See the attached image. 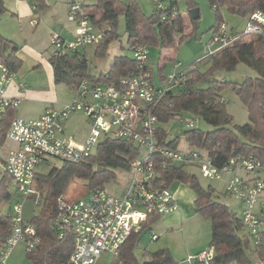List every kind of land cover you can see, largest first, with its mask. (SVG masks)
Segmentation results:
<instances>
[{"label": "built area", "instance_id": "obj_1", "mask_svg": "<svg viewBox=\"0 0 264 264\" xmlns=\"http://www.w3.org/2000/svg\"><path fill=\"white\" fill-rule=\"evenodd\" d=\"M162 20H179L177 7L168 8L166 0H153ZM87 0H69L67 20L75 26L72 39L53 33L50 48L54 55L78 52L100 44L103 34L91 21ZM264 34V12L257 11L247 19L241 31L232 30L223 22L212 33L208 56L232 45L242 38ZM131 57L137 71L123 78L118 86L91 84L83 81L75 91L73 102L59 109L48 107L36 119L15 116L9 126L7 139L16 147L7 151L5 171L15 187V197L9 207L8 218L12 231L0 250V264H6L13 248L20 242L27 250L41 244L36 227L25 217V204L41 205L42 196L35 188V177L42 164L53 158L77 164L90 157L97 144L105 137L123 138L135 143L140 155L128 172L130 177L123 192L110 193L106 188L89 191L86 198H57V214L53 228L62 237L71 233L74 251L66 264H97L103 253L118 257L122 244L141 230L151 216L165 217L179 209L175 195L159 170L165 161L183 167L197 168L207 179H221L228 175L227 192L240 204V217L247 235L255 247L263 244L264 233V164L254 156H234L217 166L203 150L188 146L171 147L160 144L158 105L165 103L170 90L182 88L187 81L186 71L176 63L162 85L156 86L147 69L148 47L130 44ZM0 115L8 108H18L19 98L6 96L9 83L16 74L0 61ZM25 84L19 87L24 89ZM82 112L89 124V134L81 142L65 135L66 122L71 115ZM189 128L194 124L189 122ZM239 172H243L240 175ZM156 237V236H155ZM213 247L191 255L188 264H211ZM258 264H264L261 259Z\"/></svg>", "mask_w": 264, "mask_h": 264}, {"label": "trees", "instance_id": "obj_2", "mask_svg": "<svg viewBox=\"0 0 264 264\" xmlns=\"http://www.w3.org/2000/svg\"><path fill=\"white\" fill-rule=\"evenodd\" d=\"M34 5L35 13L42 17L49 9L48 0H26ZM215 12V25L212 32L225 22L222 9L249 19L257 11L264 12V0H209ZM168 8L177 7L175 1H167ZM85 7L89 10L91 21L102 34V40L95 46L94 55L102 58L107 54L110 43L118 39L119 17L125 18V30L128 44L160 45L162 50H170L182 40L184 25L179 11V20H162V14L156 8L151 16H146L135 0H87ZM190 0L189 9L195 8ZM179 10V9H178ZM7 12L4 1L0 0V15ZM191 24L196 25L199 15ZM181 35L179 38L178 36ZM9 50V53L7 52ZM18 46L12 40L0 34V61L14 73L21 66L17 58ZM211 65L202 73L197 69L186 72V84L179 89L170 90L165 103L158 105L155 113L159 121L166 124L189 112L201 117L213 130L204 132L197 129L186 131L185 143L190 148L203 150L217 166L227 163L232 157L254 156L264 164V34L242 38L210 56ZM50 63L53 67L56 84L64 83L72 91H76L83 81L91 84L118 86L120 81L137 71V63L131 56L121 55L114 58L113 63L99 75L89 73V58L86 48L78 52L54 55L51 52ZM240 63L254 69L258 76L249 77L241 84L232 85L240 101L246 108L250 121L232 129V116L226 111L221 93L228 83L214 79L218 70H234ZM149 69V66H147ZM164 78V76H162ZM206 84L205 87L201 86ZM16 108H8L0 120V145H3L12 119L17 116ZM160 144L178 147L180 139L168 140V133L159 128ZM140 155L134 142L123 138L105 137L96 146L93 154L86 160L71 164L61 162L53 165L46 173L37 172L35 188L42 196L39 214L29 220L41 237V244L27 250L28 258L34 264H66L74 251V237L65 233L59 237L53 228L57 214V198L65 194L76 178L87 183L89 191L105 188L106 184L116 178L117 170L130 168L131 162ZM165 168L160 167L165 186H171L180 180L196 193L194 202L196 213L206 216L212 221V235L208 246L215 250L211 264H254L249 250L252 248L258 261L264 259L263 244L255 247L251 238L245 233L241 217L229 209L224 203L214 199L212 189L203 190L195 175L184 171L182 166L165 161ZM10 176L5 171L0 180V250L5 246L12 227L7 215L1 212L3 202L12 198L8 191ZM8 214V213H7ZM144 224L140 231L132 232L122 244L117 264H181L177 262L167 248L149 254L143 262L136 255V248L143 231L148 230Z\"/></svg>", "mask_w": 264, "mask_h": 264}, {"label": "rangeland", "instance_id": "obj_3", "mask_svg": "<svg viewBox=\"0 0 264 264\" xmlns=\"http://www.w3.org/2000/svg\"><path fill=\"white\" fill-rule=\"evenodd\" d=\"M6 5L10 4L11 0H4ZM62 0H48V3L52 6L57 5ZM141 11L146 16H151L155 9V4L153 0H135ZM175 1L177 3V8L179 9L182 16L185 18V31L182 40L176 45L175 48L170 50H162L160 45H149L148 47V66L151 74L153 75V82L156 86L162 85L164 83L165 77L172 72H175V64H181V68L186 72L193 70L194 68L200 72H206L210 65L211 59L209 54L210 41L212 38V27L215 25V12L211 7L209 0H191L195 4V8L199 10V18L195 26L191 24L190 21V9L189 1L190 0H167ZM222 15L224 21L227 23L228 27L236 29V31L242 30L247 20L238 15L228 12L226 9H222ZM182 19V18H181ZM26 22V21H25ZM25 22H20L17 18L13 19L9 14L0 15V32L8 37H13L19 43H23V38L25 35V30L27 29ZM22 28V29H21ZM119 38L112 41L108 47L107 54L102 57H96L94 55L95 46H88L86 48L88 58H89V73L92 75H99L101 72H105L109 69L113 60L117 56L128 55L131 56V51L129 49L128 37L125 30V18L123 15L119 17L118 25ZM181 35L178 36V38ZM52 52L51 49H49ZM49 52V53H50ZM46 56H48L46 54ZM31 74L33 72L29 66H22L19 72L15 75L17 78L22 77L26 73ZM25 73V74H24ZM33 74V73H32ZM46 73L40 71L36 76V80L39 81V84L46 82ZM162 76L164 79L162 80ZM257 72L250 68L249 66L240 63L234 70H218L214 75V79L219 81H224L228 83V87L223 90L221 93L224 100L226 111L232 116L233 124L231 125L232 129L236 130V126H242L250 121L249 114L237 96L235 90L232 88V85L241 84L247 78L257 77ZM58 91L56 95L58 96V101H64L63 105L71 103L75 99L74 92L64 83L55 84ZM203 87L206 84L201 85ZM58 92V93H57ZM68 98H71L67 101ZM57 106V104H55ZM20 105L18 106V108ZM27 109L36 110L35 107L26 106ZM22 108V106H21ZM58 108V107H57ZM60 108V107H59ZM58 108V109H59ZM189 122L194 124V129L208 132L213 130V126L204 121L201 117L195 116L189 112H184L181 117L176 118L166 124H159V127L163 128L168 133V140H173L175 138L180 139V146L186 147L185 143V133L190 130L187 126ZM88 128V123L85 115L82 112H77L71 115L67 122V132L66 135L77 141L81 142L85 137L84 134ZM192 128V129H193ZM6 152V153H5ZM7 154V147H0V180L5 174V165L2 160L3 156ZM49 164H42L38 168L39 173H46L51 166L60 165L61 161L53 158L48 159ZM185 172L195 175L198 184L203 190L212 189L214 191V199L217 201L226 204L229 206V209L233 212H236L240 216L241 208L240 204L234 197H232L226 190V181L229 179L228 175H224L221 179H207L202 176L200 171L195 167H183ZM240 175H243V172H239ZM130 173L126 170H117L116 178L106 184L105 188L113 194L119 195L125 189ZM8 191L10 192L12 198L8 201L3 202L1 206V212L7 215L10 205L13 203V199H16L15 187L13 182L10 180L8 182ZM171 190L175 195V192H184L187 193L191 199V205L189 207L190 212L194 217L187 221L184 228L181 226L174 228H164L163 230H156L152 232L151 229L145 230L142 232L140 241L136 248V253L139 261L143 262L149 255L156 250L169 248L172 255H179L176 257H184L185 260L180 261L182 264H188L186 259L190 255L182 256L185 253L187 246L195 247L200 243L205 241L208 245L211 241L212 235V221L210 218L198 214L194 210V198L196 197V191L187 185L186 183L175 180L171 184ZM70 198H87L89 196V190L87 183L83 179L76 178L70 184L67 192L65 193ZM41 207L34 206L31 201H28L25 204V217L30 220L33 216L39 214ZM152 233H156L158 237L152 238ZM204 246L203 251L207 248ZM172 248V249H171ZM197 252L192 253L195 255ZM173 256V257H174ZM250 258L255 262L254 255H249ZM185 261V262H184ZM119 262L118 258L110 253H103L97 264H117ZM6 264H34L31 259L28 258L26 244L20 241L12 250L11 255L6 261ZM226 264H236L235 262H228Z\"/></svg>", "mask_w": 264, "mask_h": 264}, {"label": "crops", "instance_id": "obj_4", "mask_svg": "<svg viewBox=\"0 0 264 264\" xmlns=\"http://www.w3.org/2000/svg\"><path fill=\"white\" fill-rule=\"evenodd\" d=\"M68 2L69 0H62L59 3H57V5L55 6L50 5L48 11L42 17H38V15L35 13L34 5L29 1L11 0L9 6L8 4L6 5V2L4 1L5 7L7 9V12L4 14H9L11 17H13V19L17 18L21 23L26 21L25 24H21V26L22 25L27 26L22 44L16 41L13 37H8L0 32L1 35L12 40L18 46V51L16 53V56L21 60L22 63L20 68L17 70L15 74L19 72L22 66L27 65L28 62L31 70L33 71L31 72V74L30 72L26 74L24 73L25 75H23L20 78L16 77L14 80H12L9 83L5 91L6 96L20 99V104H19L20 107L17 108V112H16L17 116L28 119H36L43 114L46 108L48 107L59 108L64 104V102H66V100L58 101V96L56 95V91L58 90L55 86L56 83L54 81L53 67L50 63L51 52L49 51V49H51L50 41L53 33H58L61 37L65 39H72L74 37L75 26L67 20ZM182 21L185 31L186 24H185V18L183 16H182ZM231 29L236 30L234 28ZM7 52L9 53V50ZM46 54L48 56H46ZM40 71H43L47 74L46 82L42 83L41 85L39 84V81L36 80L37 77L36 75ZM0 76H1V70H0ZM161 78L162 80L164 79L163 77ZM20 84H25L26 85L25 88L24 89L20 88L19 87ZM72 92H74L75 94V90ZM70 99L71 98H68L67 101H69ZM55 104H57V106H55ZM26 106L35 107L36 110L27 109ZM1 119H2V115H0V120ZM67 122L65 126V135L67 132ZM89 131L90 128L88 124L86 133L84 134L85 137L82 139V141L87 138ZM0 147H7V151H8L10 148L16 147V144L10 142L6 137L4 144L0 145ZM2 162L3 164H5V160H2ZM175 198L179 205L178 210L165 217H160L157 215L151 216L148 219V221L144 223V225L149 229H151L152 232H155L156 230H163L164 228H168V229L174 228L175 226L176 227L181 226L180 228H184L186 222L194 217V215H192V213L189 210V207L191 205V199L189 198L187 193L184 192L182 193L181 191L175 192ZM196 198H197V194L196 197L194 198V202ZM152 234H153L152 238H154L155 236L158 237L156 233H152ZM205 245L206 243L204 241L203 243H200L195 247L187 246L185 249V253L182 256H185V254L191 256L192 253L194 252L198 253L200 252V250L203 249ZM208 245L206 246L208 247ZM171 253L173 254V252ZM249 254L254 255L256 261L254 262L252 259L251 260L253 261L254 264H258L259 261L256 257L253 248L249 250ZM176 256L179 255L174 256V259L177 262L185 260L184 257L181 259V257H176ZM146 258L148 259L149 255ZM180 263L182 264V262Z\"/></svg>", "mask_w": 264, "mask_h": 264}, {"label": "water", "instance_id": "obj_5", "mask_svg": "<svg viewBox=\"0 0 264 264\" xmlns=\"http://www.w3.org/2000/svg\"><path fill=\"white\" fill-rule=\"evenodd\" d=\"M189 13L193 19H196L199 15V10H198V8H192V9H190Z\"/></svg>", "mask_w": 264, "mask_h": 264}]
</instances>
